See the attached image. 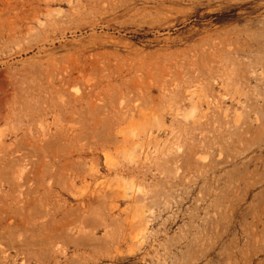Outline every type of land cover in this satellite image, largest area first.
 I'll list each match as a JSON object with an SVG mask.
<instances>
[{
	"label": "rangeland",
	"instance_id": "obj_1",
	"mask_svg": "<svg viewBox=\"0 0 264 264\" xmlns=\"http://www.w3.org/2000/svg\"><path fill=\"white\" fill-rule=\"evenodd\" d=\"M0 264H264V0H0Z\"/></svg>",
	"mask_w": 264,
	"mask_h": 264
},
{
	"label": "bare ground",
	"instance_id": "obj_2",
	"mask_svg": "<svg viewBox=\"0 0 264 264\" xmlns=\"http://www.w3.org/2000/svg\"><path fill=\"white\" fill-rule=\"evenodd\" d=\"M144 133H145V132H144ZM148 136H149V134H148ZM143 137L145 138V136H143ZM149 137H150V136H149ZM146 138H148V137H146ZM146 138H145V139H146ZM148 139H149V138H148ZM138 144H139V143H136V145H138ZM136 145H135V146H136ZM139 145H140V144H139ZM140 146H141V145H140ZM164 152H165V151H164ZM164 155H166V154H164ZM162 156H163V154H162ZM162 156H161V158H162ZM164 158H166V157L164 156ZM124 183H125V182H124ZM124 186H125V190H124L125 192L127 191V192L129 193V195H133V194H134V192H135V186L133 185V183H131V182L129 183V182H128V183H125ZM124 186H123V187H124ZM123 189H124V188H123ZM115 192H117V191H115ZM127 192H126V193H127ZM117 193H118V192H117ZM125 195H126V194H125ZM126 196H127V195H126ZM138 203H140V202H138ZM138 234H139V233H138ZM137 237H138V236H137Z\"/></svg>",
	"mask_w": 264,
	"mask_h": 264
}]
</instances>
